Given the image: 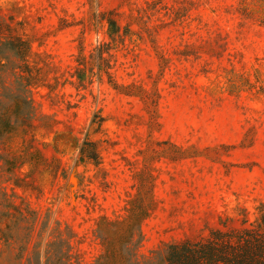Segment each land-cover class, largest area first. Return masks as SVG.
<instances>
[{
  "label": "rangeland",
  "instance_id": "374dc122",
  "mask_svg": "<svg viewBox=\"0 0 264 264\" xmlns=\"http://www.w3.org/2000/svg\"><path fill=\"white\" fill-rule=\"evenodd\" d=\"M108 11L132 37L112 42ZM256 71L264 87V0H0V202L25 185L49 221L5 264H67L59 226L72 264H166L222 215L240 227L229 209L264 201Z\"/></svg>",
  "mask_w": 264,
  "mask_h": 264
},
{
  "label": "trees",
  "instance_id": "16d2710c",
  "mask_svg": "<svg viewBox=\"0 0 264 264\" xmlns=\"http://www.w3.org/2000/svg\"><path fill=\"white\" fill-rule=\"evenodd\" d=\"M100 20L106 24L112 42L123 40V37H132L134 34L131 23L123 26L114 11L102 13ZM122 29H124V32H122ZM147 32L150 36L153 35L150 28L147 29ZM15 38L11 41L12 48L17 50V53L22 57L29 58L31 44L21 41L20 37ZM105 45L106 43H103L101 54H104ZM25 54L27 55L25 56ZM25 62L27 65L30 64L28 60H25ZM78 63L81 65L79 61ZM105 68L109 70L110 63ZM26 71L28 86L38 87L42 85L39 81H34L36 83L32 81L33 72L29 66ZM255 76V81L251 79L248 81V85L253 86L254 89L260 87L259 83H261L258 71H256ZM238 77L240 76L238 75ZM100 82H102V78ZM257 93H264V87H260ZM95 151V146L91 147L86 144L81 149L79 160L93 159L89 154L96 157ZM14 184L13 193H8L6 190L1 193L0 210H3L0 213V264H5L15 245L23 241H25V245L21 246V253L25 256L34 239L35 231H37L38 237L43 238L48 230L49 221H41L39 212L31 207V203L25 205L17 203V198L20 195L16 189L26 191L27 187ZM229 210L230 214L241 217L240 227H232L230 215H222L220 219L221 226L212 228L208 235L197 240H186L170 245L167 250L166 264H264V201H259L253 212L249 207L241 205L232 207ZM132 216H134L133 213ZM147 216L145 215L142 218L145 219ZM57 224L61 223L57 221ZM40 227L42 229L38 230ZM55 231L58 232L60 240L58 242L52 241L49 248L58 247L59 250L56 251L58 260H64V263L72 264L73 255L70 251V242L64 239L60 226L55 228ZM41 247L42 243H35L34 251L40 254ZM66 247H69V250L66 251ZM50 253L51 251H48V254Z\"/></svg>",
  "mask_w": 264,
  "mask_h": 264
}]
</instances>
